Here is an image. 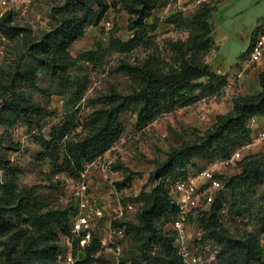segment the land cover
<instances>
[{
    "label": "trees",
    "instance_id": "1",
    "mask_svg": "<svg viewBox=\"0 0 264 264\" xmlns=\"http://www.w3.org/2000/svg\"><path fill=\"white\" fill-rule=\"evenodd\" d=\"M159 1L119 0L129 15L128 28L136 33L144 29L146 19ZM110 6L109 0H64L62 5L53 8L55 23L47 31L26 40L20 48L17 47V54L4 59L0 66L1 126L6 129L16 123L39 126L49 116L45 109L32 101L33 92L39 91L38 74L43 72L55 78L62 88L72 85L69 71L76 59L68 48L84 34L86 27L98 25ZM209 12L207 8L198 12L197 25L188 40L187 49L200 52V55L209 49L211 43V29L207 22ZM26 29L13 23L11 12L0 16V32L7 39L26 34ZM258 29L264 35V26ZM139 41L123 43L111 39L119 50L135 46ZM83 59L94 61L95 53L88 51ZM123 71L133 85L130 94L110 93L102 97L99 105L80 122L75 123L74 117L68 116L51 127L50 138L35 136L46 156L53 160L55 173L80 179L85 164L94 161L120 139L124 126L119 117L130 107L136 113L135 127L142 129L163 111L194 102L195 96L188 93L200 85V79L205 80V87L211 93L226 84L224 74L217 73L200 59L197 61V56L182 60L177 70L169 72L159 71L148 64H125ZM258 85L259 92L234 97L230 110L216 115L202 135L182 142L168 152L165 161L156 169V184L149 191H141L137 198L142 205L136 222H113L115 226L125 225L126 234L129 233L137 245L138 254L129 264H184L173 246V232H162L156 224L162 219L170 221L178 211L165 179L184 176L181 169L188 164L227 157L236 146L250 139L248 120L264 115V70L258 74ZM75 95L79 96L78 93ZM77 126L80 131L75 132ZM235 167L237 171L224 180L223 189L217 190L210 208L198 218L203 228L202 241H212L219 247L216 264H264L258 233L245 230L237 236L221 222L224 202L230 217H247L254 223H263L261 194L256 195L254 188L264 179V156L245 154ZM0 170L9 173L6 180L0 178V264L58 263L61 237L70 234L75 208L50 207L47 198L34 187H19L18 169L11 167L3 154H0ZM217 176L220 178L221 174ZM130 182V176L126 175L116 185L121 189ZM261 227L264 229L263 225ZM78 241L79 238L73 240L74 247L78 245L81 252L77 260L73 249L76 264H91L98 259L105 262L101 256L93 254L99 249L95 237L83 248Z\"/></svg>",
    "mask_w": 264,
    "mask_h": 264
},
{
    "label": "rangeland",
    "instance_id": "2",
    "mask_svg": "<svg viewBox=\"0 0 264 264\" xmlns=\"http://www.w3.org/2000/svg\"><path fill=\"white\" fill-rule=\"evenodd\" d=\"M63 2L64 0H33L26 12L14 15L13 23L27 28L26 34L13 40L7 39L0 53V66L5 58L17 54V47L20 48L26 40L34 39L47 31L55 23L53 8ZM109 2L111 6L101 22L97 26L86 27L84 34L68 48L70 55L76 59L69 71L72 85L62 88L55 78L43 72L38 74L39 91L33 92L32 101L45 109L49 116L39 126L24 124L25 128L22 130L10 131L0 125V154L7 157L11 167L18 169L19 187H34L47 198L50 207L69 210L75 208L73 191L80 179L55 173L53 160L46 156L35 136L50 138L51 127L68 116L74 117L73 122H80L99 105L102 97L110 93L130 94L133 85L123 71L125 64H148L159 71L169 72L177 70L182 60L197 56V61L200 59L208 63L217 73L226 76V84L215 93H211L205 87V80L200 79V85L192 93H188L195 96L194 102L163 111L142 129L135 127L136 113L132 107L120 114L124 132L104 156L99 158L97 164L104 169V173L109 174V179L102 176L99 178L105 182L104 188L118 190L116 182H122L126 175L132 181L126 185L132 187V192L130 187L127 191L123 187L120 195L109 193L110 198L118 196L121 207L128 206L121 218L111 220L113 224L114 221L136 222L137 212L142 205V201L137 198L141 191H149L156 184V169L165 161L170 150L202 135L216 115L230 110L234 97L260 91L256 77L258 72L264 70V57L261 59V66L253 65L244 69V64L248 46L261 33L258 27L264 26V0H160L146 19V27L139 33L128 28L129 15L121 7L119 0ZM202 8L210 10L207 22L211 29V43L209 49L200 55V52L187 47L190 32L197 25L196 15ZM111 39L123 43L137 39L140 41L135 46L119 50L111 43ZM88 51L95 53L94 61L83 59ZM77 93L79 96H73ZM78 131L79 126L75 132ZM245 154L264 156V144ZM116 171L118 174L113 173ZM236 171L235 166L222 171L220 188L223 189L224 180ZM8 177V172L0 170L3 181ZM254 190L256 195L261 194L260 203L264 206V179ZM213 197L208 199L200 196L198 205L189 214L191 224L200 223L198 218L210 208ZM235 218L252 222L247 217ZM168 222L162 219L156 224L162 232L170 234ZM221 222L237 236L246 230L243 221L222 217ZM261 225L264 226V221ZM202 245L203 243L197 242L196 248L200 250ZM73 249L75 258L79 260L81 252L78 245ZM137 254V245L128 233L121 259L130 263ZM91 264L105 262L98 259Z\"/></svg>",
    "mask_w": 264,
    "mask_h": 264
},
{
    "label": "built area",
    "instance_id": "3",
    "mask_svg": "<svg viewBox=\"0 0 264 264\" xmlns=\"http://www.w3.org/2000/svg\"><path fill=\"white\" fill-rule=\"evenodd\" d=\"M32 1L0 0V16L6 12H11L14 17L17 13L26 12ZM7 41V38L0 32V53H2L3 46ZM263 57L264 35L258 34L246 52L244 69L253 65L261 66ZM247 126L250 129V139L241 146L234 148L227 157H213L206 161L197 162V166L188 164L181 169L184 176L165 179L170 198L178 206V211L168 222V227L174 234L173 246L176 254L184 264H216L219 247L212 241H202L203 228L200 223L191 224L189 214L198 205L200 196L211 199L215 191L220 188L218 174H221L229 166H235L245 153L264 144V129H257L251 120H248ZM23 128H25L23 123H16L9 130H22ZM32 131L34 132V129ZM83 176L82 172L73 191L76 207L71 220L70 234L61 237V247L57 253L58 263L76 264V259L73 256V240L79 238L78 244L83 248L95 237L99 249L94 255L101 256L105 260V264H129V262L121 259L124 240L126 239V227L125 225L115 226L111 222L112 219L121 218L128 206L111 211L106 239L96 237L95 229L104 217V210L100 199L90 194ZM103 177L109 179V174L104 173ZM221 212L223 218L243 221L247 231L258 233L264 251V229H262L261 224L247 222V219L244 218L230 217L224 202ZM197 242L203 243L200 250L196 248Z\"/></svg>",
    "mask_w": 264,
    "mask_h": 264
},
{
    "label": "crops",
    "instance_id": "4",
    "mask_svg": "<svg viewBox=\"0 0 264 264\" xmlns=\"http://www.w3.org/2000/svg\"><path fill=\"white\" fill-rule=\"evenodd\" d=\"M259 73V72H258ZM257 83H258V74H257ZM249 120H251L254 124V126L257 129H264V115H257L251 117ZM108 151V150H107ZM105 153V152H104ZM104 153L102 154L104 156ZM102 155L98 156L94 161L85 164L84 170H83V178L86 181L89 192L91 195L97 197L100 199L102 208L104 210V217L108 218H102L101 224L104 226H98L95 229V236L106 239L108 237V225L110 223L109 215L111 211L120 208V203L118 202V199L116 198H110L109 193H115L116 195H120L122 193L121 189L118 190H111L110 188H104L103 183H105L103 180L99 179L101 176L103 177L104 169L99 168L97 164L99 163V158L102 157ZM99 168V169H98ZM114 174H118L117 171L113 172ZM112 173V174H113ZM132 182V181H131ZM132 184V183H131ZM130 187V186H129ZM126 187L124 188L126 191L131 190L133 191L132 187ZM129 188V189H127ZM114 191V192H113Z\"/></svg>",
    "mask_w": 264,
    "mask_h": 264
}]
</instances>
